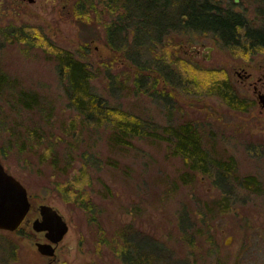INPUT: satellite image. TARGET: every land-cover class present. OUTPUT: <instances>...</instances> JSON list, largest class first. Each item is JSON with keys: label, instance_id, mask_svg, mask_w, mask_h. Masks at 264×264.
<instances>
[{"label": "rangeland", "instance_id": "obj_1", "mask_svg": "<svg viewBox=\"0 0 264 264\" xmlns=\"http://www.w3.org/2000/svg\"><path fill=\"white\" fill-rule=\"evenodd\" d=\"M221 2L254 25L262 22L264 0ZM66 3L38 0L0 16V71L7 78L0 88V162L32 204L20 229L0 230V264H125L126 237L162 245L161 264H264V108L254 90L264 50L243 53L183 30L160 46L143 34L132 45L133 25L110 40L108 24L124 20L127 0H89L88 15L71 13ZM21 32L25 42L16 37ZM52 47L88 64L92 92L130 115L124 117L160 136L192 123L230 178L191 170L160 136L135 138L130 148L112 144L111 123L85 122L70 102ZM137 79L146 82L138 87ZM219 80L246 99L247 111L211 93ZM22 92L36 95L38 107L25 108ZM247 177L259 185H247ZM41 205L58 209L69 226L53 258L36 247L47 242L32 227Z\"/></svg>", "mask_w": 264, "mask_h": 264}, {"label": "trees", "instance_id": "obj_2", "mask_svg": "<svg viewBox=\"0 0 264 264\" xmlns=\"http://www.w3.org/2000/svg\"><path fill=\"white\" fill-rule=\"evenodd\" d=\"M178 1L180 2L176 1L173 4L171 0H127L124 7L127 15L124 20L128 23L117 17L115 22L108 24L110 40L133 25L137 33L133 36L132 45L135 39L143 34L148 41L152 42L153 40L156 46H160L163 43V38L170 32L183 30L210 34L223 47L243 53L254 54L264 50V12L260 25H254L243 13L236 12L230 7H223L222 0ZM174 8L177 9L175 15L170 13ZM131 19L133 21L138 19V21L131 23ZM152 34H154L153 37ZM16 37L19 41L25 42L23 32ZM53 50L60 76L63 77V80H67L65 91L70 102L84 116L85 122L87 121L89 124L111 123L109 129L111 130L110 142L112 144L121 148H130L133 146L135 138L160 136L158 130L147 126L140 119L133 120L134 116V118L124 117L130 115L120 107L104 103L97 94L92 92L91 82L94 74L89 70L88 64L77 59L70 51L55 47ZM133 55L135 56L134 53ZM134 56L132 57L136 61ZM145 70L147 68H140V72ZM151 72L154 75L159 73L157 70ZM155 76L157 77V75ZM142 81L144 80L137 79L136 86L140 87ZM162 82L159 78L153 84L156 86ZM5 84H7V78L0 71V88ZM211 93L220 96L226 104L235 110H248L246 99L239 96L236 89L231 87L227 80L214 82L211 86ZM19 100L28 110H33L39 105L38 97L29 93L22 92ZM164 130L166 134L160 137L172 143L173 155L187 161L191 170L208 174L215 169L216 175L220 178L225 180L230 178L228 174H231V170L226 168L222 162L214 158L211 159L207 149L201 143L198 130L192 123L187 122L178 127H167ZM83 177L84 175H82V179ZM244 181L247 185H259L253 177H247ZM139 241L141 240L135 242L133 238L126 237L121 250L125 264H161L166 249L150 239H142V244Z\"/></svg>", "mask_w": 264, "mask_h": 264}, {"label": "water", "instance_id": "obj_3", "mask_svg": "<svg viewBox=\"0 0 264 264\" xmlns=\"http://www.w3.org/2000/svg\"><path fill=\"white\" fill-rule=\"evenodd\" d=\"M34 3L36 0H26ZM258 100L264 108V94ZM32 209L30 197L24 185L9 174L0 162V230L17 231L26 220ZM40 217L33 222V230L44 233L47 242L36 243L38 252L46 257L53 258L56 249L69 231L68 223L58 209L50 205L39 207Z\"/></svg>", "mask_w": 264, "mask_h": 264}, {"label": "flooded vegetation", "instance_id": "obj_4", "mask_svg": "<svg viewBox=\"0 0 264 264\" xmlns=\"http://www.w3.org/2000/svg\"><path fill=\"white\" fill-rule=\"evenodd\" d=\"M36 0L35 2H37ZM56 3L63 2L64 0H55ZM34 2V3H35ZM28 2L26 0H0V16H7L8 14L15 13L17 9H21L24 7ZM71 4L72 13H79L80 11L83 12L82 14L88 15L90 11V4L89 0H67V3L63 6L64 9H67V5ZM11 13V14H12ZM251 75H247L246 80H249ZM262 87H264V74L259 77V79L254 83V90L255 93L258 95L264 94Z\"/></svg>", "mask_w": 264, "mask_h": 264}]
</instances>
